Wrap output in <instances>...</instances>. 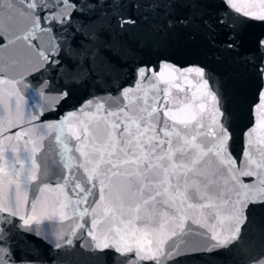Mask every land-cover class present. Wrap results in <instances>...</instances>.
<instances>
[{
  "label": "water",
  "instance_id": "1",
  "mask_svg": "<svg viewBox=\"0 0 264 264\" xmlns=\"http://www.w3.org/2000/svg\"><path fill=\"white\" fill-rule=\"evenodd\" d=\"M234 2L261 11L259 0ZM218 3L56 0L41 19L40 0H0V211L22 225L35 216L52 239L72 240L59 252L39 245V264H252L264 252V214L245 223L247 201L264 194V111L253 123L248 112L257 81L246 76L242 93L229 97L225 127L206 71L191 77L196 62L217 67L203 41L188 37L199 23L193 17H214ZM53 19L69 37L77 25L94 31L106 69L80 85L63 115L36 107L45 78L37 69L50 58L53 36L45 21ZM126 21L133 22L119 27ZM236 22L252 35L264 31L259 21ZM161 96L167 108L157 105ZM88 100L91 107L72 111ZM60 160L106 189L93 206L102 230L91 234L97 247L125 254L118 262L115 253L90 252L92 241L78 238L84 229L72 235L83 212L63 183H53ZM220 244H230L226 255L207 251Z\"/></svg>",
  "mask_w": 264,
  "mask_h": 264
},
{
  "label": "snow or ice",
  "instance_id": "2",
  "mask_svg": "<svg viewBox=\"0 0 264 264\" xmlns=\"http://www.w3.org/2000/svg\"><path fill=\"white\" fill-rule=\"evenodd\" d=\"M55 3L56 0H40L41 19L44 18L43 13L54 10V8L45 6H51ZM59 3H64V0H59ZM259 5L261 11L256 13L251 10H243L236 5L234 0H219L214 17L206 18L203 15L193 17L199 23L195 24V31L189 34L188 39L195 42L200 38L207 46L205 58L215 61L217 67H209L206 64L196 62L191 77H196V73L203 75L206 71L207 83L210 90L215 94L220 121L225 127L230 126L229 97L239 96L242 93L246 76H254L257 81L255 99L248 105L251 118L249 122L253 123V120H257V109L264 111L262 108L264 106V31L252 35L247 28L242 29L236 22L237 19H243L249 24L252 21H259L264 24V0H259ZM190 7L194 10L198 8L197 5ZM132 22H123L119 24V27L123 28L126 23ZM58 23L54 19L45 21L46 29L52 32L53 36L49 52L50 58L37 69V72L45 78L39 90L40 100L36 107L48 114L59 113L63 115L65 106L68 105L70 98L76 96L80 85L98 77L106 69L103 67L102 60L99 59L101 49L97 46L98 38L94 31L90 32L87 27L77 25L72 29V36L69 37L66 32H57L56 28L51 27L52 24ZM180 23L181 26L187 28L189 21L184 18ZM171 27L172 24L169 22V28ZM45 92H49L51 95L46 96L44 95ZM97 99L103 103L101 98ZM161 101L165 108L169 106L168 101L163 100V96L157 100V105ZM81 103L82 101L77 99L76 104L81 105ZM92 103V100H88L80 108L73 107L72 111H83L85 108L91 107ZM122 110H128L126 104L122 106ZM151 115L156 114L150 113L149 118ZM158 120L166 123L162 114L158 116ZM157 130H160L159 125ZM243 135L244 133H242ZM49 163L51 164L52 161ZM58 164L59 179L54 180L53 183H63L69 195L74 200H79L76 206L81 208L83 212V215L76 217L83 223L77 225L72 235L78 236V230L84 229L78 238L85 240L86 243L92 241L88 248L90 252L99 253L108 258H112L113 253H115V259L118 262L121 256L125 254L119 253L112 246L97 247L94 242L95 237L91 234L92 229L102 230L103 221L97 220V214L93 207L101 199L102 193L106 191L102 182L95 177L90 179L87 173L79 174L77 168L80 166L68 168L64 166L62 160ZM260 196H264V194H259L247 201L245 223H247L249 214H264V198H260ZM32 208L35 210V202H33ZM51 219L56 221L59 218L53 216ZM33 221H35L34 226ZM238 239L239 236H236L230 243H235ZM61 240L64 242L61 243ZM41 244L48 249L59 252V250L71 246L72 240L64 237L52 239L51 235L40 227V222L35 216L25 220L22 225L17 216H6L0 211V264H39L37 249ZM84 246V244L81 245V247ZM229 246L230 244H220L216 248L207 249V251L223 256L226 255V251L221 252V249H226ZM21 253L27 255V261L23 259ZM184 255H196V253H185ZM251 260L252 264H264V252L251 257ZM219 264H225V261L221 259Z\"/></svg>",
  "mask_w": 264,
  "mask_h": 264
}]
</instances>
